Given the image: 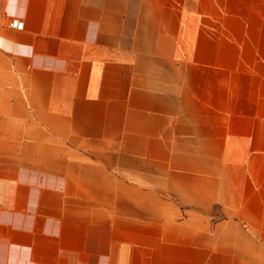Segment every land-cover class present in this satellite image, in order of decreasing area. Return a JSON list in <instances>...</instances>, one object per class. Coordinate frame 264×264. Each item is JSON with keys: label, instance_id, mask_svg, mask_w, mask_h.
<instances>
[{"label": "crops", "instance_id": "0c3cea01", "mask_svg": "<svg viewBox=\"0 0 264 264\" xmlns=\"http://www.w3.org/2000/svg\"><path fill=\"white\" fill-rule=\"evenodd\" d=\"M0 264H264V0H0Z\"/></svg>", "mask_w": 264, "mask_h": 264}, {"label": "built area", "instance_id": "2783aa9c", "mask_svg": "<svg viewBox=\"0 0 264 264\" xmlns=\"http://www.w3.org/2000/svg\"><path fill=\"white\" fill-rule=\"evenodd\" d=\"M11 26L14 28H17V29H23L24 24H23V22H19V21L15 20L11 23Z\"/></svg>", "mask_w": 264, "mask_h": 264}]
</instances>
